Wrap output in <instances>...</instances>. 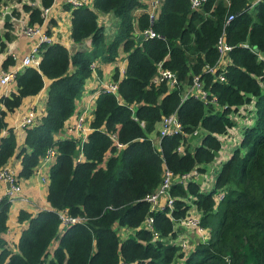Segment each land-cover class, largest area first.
<instances>
[{
	"label": "trees",
	"instance_id": "1",
	"mask_svg": "<svg viewBox=\"0 0 264 264\" xmlns=\"http://www.w3.org/2000/svg\"><path fill=\"white\" fill-rule=\"evenodd\" d=\"M140 5V0H90L70 9V38H89L90 50L69 55L59 43L41 45L37 67L20 69L14 90L0 97L1 132L6 113L49 80L44 114L24 128L17 178L29 177L45 151L55 149L48 208L17 212L16 221L24 226L13 245L3 237L10 202L0 199V264H264V0L252 8L248 0H203L197 9L189 8L188 0H161L152 21L146 13L132 17ZM23 9L29 25L41 21L38 8ZM99 13L117 19L108 41L97 25ZM228 15L232 19L226 22ZM147 28L156 37L137 40ZM220 35L230 46L222 81L217 71H204L218 58ZM119 50L126 53V65L121 75L118 68L111 74L116 94L100 88L82 141L61 133L91 75L89 65L95 59L112 62ZM159 61L175 74V86L150 83ZM11 63L5 57L2 68ZM193 77L214 104L192 96L180 100ZM173 112L182 133L153 144L155 125ZM196 128L200 139L177 153L183 134L195 138ZM57 133L61 137L55 139ZM14 151L9 130L0 136V168ZM213 163L219 168L206 189L204 166ZM163 167L173 176L195 170L201 183L173 180L167 191L171 206L149 210L142 198L157 188ZM59 212L79 221L60 230ZM188 215H195L197 226L178 228ZM146 217L151 229L144 226ZM178 234L189 241L186 248L176 242Z\"/></svg>",
	"mask_w": 264,
	"mask_h": 264
},
{
	"label": "crops",
	"instance_id": "2",
	"mask_svg": "<svg viewBox=\"0 0 264 264\" xmlns=\"http://www.w3.org/2000/svg\"><path fill=\"white\" fill-rule=\"evenodd\" d=\"M65 1L66 0L50 1V4L48 5L49 12L47 17L42 18L39 12L38 16L41 21L39 23L34 22L32 25H39L41 30L44 31L50 38L49 43H59L63 45L67 49L69 55L79 50L88 51L90 50L89 38H85L79 42H73L70 38V9L73 8H70ZM252 1L254 0H248L249 3ZM41 2L42 0H3L0 3V42L3 43V47L0 48V70L19 66L21 58L25 54H28L30 49L35 46L36 38L26 36L22 31L23 25H29L28 12L23 9V5L33 8L36 7L40 10L44 8ZM89 2L90 0L87 5ZM65 6H67L68 9ZM5 14H10L9 20L7 21H3ZM133 14H138L136 8L133 9ZM13 16L22 18L23 22L19 21L14 23ZM96 20L97 25L103 28L105 40H110L117 29L116 17L110 13H99ZM6 22L10 24V28L5 27ZM7 56L12 58L13 63L9 64L6 68H2V61ZM117 57H121L118 62L116 61ZM228 62L229 60L225 58L223 60V66H225ZM92 63L94 64V68L91 70V75L86 79L79 97L75 100V111L67 120L61 133L71 132L73 137H85V134L79 136L77 132H73L71 130L72 125L74 124L77 115L83 113L85 115L83 128L85 129V132H89L87 131L89 128L88 122L91 117L94 99L100 91V88L111 82L110 77L114 68H118L119 75L122 74L126 65V53L119 50L117 56L112 62L103 63L95 59ZM120 68H122V71ZM48 83L49 80L44 78L42 88L37 94L25 97L18 107L5 115L4 120L6 127L0 132V136H6L10 130L14 136L15 151L11 157H9L4 167L16 176L18 175V171L20 169L21 159L18 152L24 146L25 137V129L19 125L20 120L22 116L29 112V110L35 112L34 120L44 114V104ZM12 90H14L13 81L9 82L5 86H0V97L6 95ZM157 126L155 125V129ZM234 130L237 131L238 129ZM54 137L56 139L61 137V135L57 133ZM192 142H194V140H192ZM51 162L52 160L50 163L43 165L39 158L29 177L24 179L19 177L17 178L20 191L18 192V195H16V199L10 202V207L14 209L12 210L10 207L8 209L6 220L7 228L3 236L7 244L13 245L10 243L15 241L20 230L24 226V224L16 221V215L20 209L31 214H35L38 210L48 208L45 195L48 183V169ZM6 188V182L0 181V194L3 195ZM162 202L163 201L161 200L160 204H162Z\"/></svg>",
	"mask_w": 264,
	"mask_h": 264
},
{
	"label": "built area",
	"instance_id": "3",
	"mask_svg": "<svg viewBox=\"0 0 264 264\" xmlns=\"http://www.w3.org/2000/svg\"><path fill=\"white\" fill-rule=\"evenodd\" d=\"M88 1L89 0H66L65 3L70 8H75L87 4ZM258 1L259 0H254L250 2L248 7L252 8ZM140 2L141 5L136 7V11L138 12V14L134 15L132 11V15H133L132 17L136 19V17L139 14L146 13L147 18L150 21H152L158 12L161 0H140ZM188 2H189V8L197 9L200 6V4H202L203 0H188ZM48 12H49V6H45L43 9H40V16L42 18H46ZM231 19H232V15H228L226 18V22H228ZM15 22H19V19L16 18ZM22 31L26 36L36 38V44L30 49L28 54H25L21 58L19 66H14L12 68L10 67L5 70H0V86H5L9 82H12L15 74L20 69L31 66L37 67L39 60L38 53L40 51V47L41 45L49 43L50 41L49 40L50 38L46 35L44 31L41 30L39 25H23ZM138 34H141L142 38L156 37L155 33L148 28L144 29L141 32H138ZM215 47L218 52V58L213 66L207 67L206 69H204V71L210 74H213L215 73V71H217V75H216L217 80L222 81L223 76L221 70L224 68L223 60L226 58V52L230 49V46L224 43L220 35L216 41ZM89 66L91 70H93L94 64L91 63ZM120 69L122 71V68ZM150 83L154 85L164 83L167 87L171 88L177 84V80L175 74L172 73L167 68L162 67L161 61H159L156 63V71L151 76ZM102 89L105 91L114 92L116 89V84L114 82H109L108 84L103 85ZM188 96L197 98L198 100L203 101L204 104L215 103V99L209 97L207 91L203 88V85L199 82L197 77H193L191 82H189V84L185 87L184 91L182 92L180 100H183ZM84 116L85 115L83 113L77 115L75 122L71 128V130L75 133L77 132L79 136L84 134L86 135L88 133L85 132V129L83 128ZM33 122H34V111L29 110V112H27L24 116H22L20 120V125L22 128H25L32 125ZM139 124L141 126L143 125L142 122H139ZM156 126L157 128L154 130V132L150 134V139L153 144H156L159 137L161 136L182 133V126L178 121L174 112L170 113L167 116L161 117L160 120L157 122ZM87 131H89V128ZM200 132H201L200 128H196L193 130L192 136H196ZM84 138L83 136H81L80 140L82 141ZM185 139L188 141H185ZM192 140L193 138H191V136L183 134V138L176 146L175 151L181 154L184 151L185 147L190 146L192 144ZM115 145L118 146L117 143H115ZM54 150L55 149L53 147H50L45 151L44 155L40 157L41 163L43 165L50 163V161L53 159ZM198 175L201 174H197V172L193 170L192 172H186L184 174H181L180 176H173L171 172H169V170L163 167L161 171V181L159 185L152 193L144 195L142 200H144L149 204V210L162 208L160 204V201L162 199H163L162 204H164L166 207H170L172 204V198L169 196L167 192L170 183L173 180H176L177 182H181V183L195 180ZM0 181H4L7 184V188L5 189L4 194L0 196V199L4 197L9 202L15 200L16 195H18V192L20 191L17 176L3 166L0 168ZM59 218L61 220L60 221L61 223L59 225L60 230H62L66 225L70 223L79 221L78 218L63 215L61 212H59ZM197 224H198V219L195 217V215H188L180 219L176 226L184 230V229H189L191 227H195L197 226ZM144 226L151 229L150 217L145 218ZM197 231H201V228L197 227ZM153 235L154 237H156L157 233L154 232ZM176 242H178L180 248H186V246L189 245V241L181 237L180 234L176 236Z\"/></svg>",
	"mask_w": 264,
	"mask_h": 264
},
{
	"label": "rangeland",
	"instance_id": "4",
	"mask_svg": "<svg viewBox=\"0 0 264 264\" xmlns=\"http://www.w3.org/2000/svg\"><path fill=\"white\" fill-rule=\"evenodd\" d=\"M18 17V16H17ZM17 19H19V21H21V22H23L22 21V18H20V17H18ZM40 52V51H39ZM38 56H39V53H38ZM38 56H37V58H38ZM36 58V59H37ZM121 57H117V59H116V61L118 62V60L120 59ZM20 125V124H19ZM21 126V125H20ZM200 135L201 134H199L198 136H196L195 138H193V140H199L200 139ZM226 139H228V138H226ZM218 168H219V166H218V164H216V163H213V164H211V165H205L204 166V169H205V172H204V182H203V187H205L206 189H209L210 188V181H209V179H211L212 178V175H215L216 174V172H217V170H218ZM46 170H47V168H46ZM45 170V171H46ZM47 185H48V183H47ZM0 196H2V194H0ZM10 207V206H9ZM11 208V207H10ZM12 210L14 209V208H11ZM9 212H10V210H9Z\"/></svg>",
	"mask_w": 264,
	"mask_h": 264
},
{
	"label": "water",
	"instance_id": "5",
	"mask_svg": "<svg viewBox=\"0 0 264 264\" xmlns=\"http://www.w3.org/2000/svg\"><path fill=\"white\" fill-rule=\"evenodd\" d=\"M9 15L10 14H5V16L3 17V21H7V20H9ZM17 18V16H13V22L15 23V19ZM142 39V35L141 34H137V40H141ZM253 52H257V49L256 48H253ZM115 94H116V92H114ZM212 154L214 155V156H216L217 155V153L215 152V151H213L212 152ZM201 175H198L197 176V178H196V180H195V182L197 183V184H200L201 183Z\"/></svg>",
	"mask_w": 264,
	"mask_h": 264
}]
</instances>
